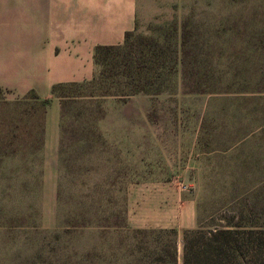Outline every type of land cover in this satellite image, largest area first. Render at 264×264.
<instances>
[{
  "label": "rangeland",
  "instance_id": "obj_1",
  "mask_svg": "<svg viewBox=\"0 0 264 264\" xmlns=\"http://www.w3.org/2000/svg\"><path fill=\"white\" fill-rule=\"evenodd\" d=\"M142 2L108 60L146 70L143 92L126 69L57 108L0 87V264H142L137 230L172 227L180 258L192 225L264 231V0Z\"/></svg>",
  "mask_w": 264,
  "mask_h": 264
},
{
  "label": "crops",
  "instance_id": "obj_2",
  "mask_svg": "<svg viewBox=\"0 0 264 264\" xmlns=\"http://www.w3.org/2000/svg\"><path fill=\"white\" fill-rule=\"evenodd\" d=\"M143 4L142 0H0V87L50 99L55 86L91 81L97 71L96 49L123 45L143 16ZM51 104L57 108L60 102ZM193 229L192 225L184 230Z\"/></svg>",
  "mask_w": 264,
  "mask_h": 264
},
{
  "label": "trees",
  "instance_id": "obj_3",
  "mask_svg": "<svg viewBox=\"0 0 264 264\" xmlns=\"http://www.w3.org/2000/svg\"><path fill=\"white\" fill-rule=\"evenodd\" d=\"M129 36L130 34L126 35L124 44L127 43ZM123 45L98 47L95 53L96 66L97 69L98 67L104 69L96 73L91 81L85 83L97 84L101 76H110L115 69H126L127 72L124 77L130 81L127 84L128 88H134L136 93L143 92L144 88L141 89V87H143V83L147 78L146 70L137 68L133 60H127L128 58L125 57L118 61L117 58L120 54L112 57L111 61L108 60L109 56L118 53ZM103 55H106V58L102 63ZM117 83L119 87L124 85L121 82ZM67 86H55L53 96L60 99L65 98L59 92ZM107 94L124 96L118 93L112 94L108 91ZM32 95L36 101H43L44 106H49L52 102V99L42 100L34 92H32ZM134 233L144 235L146 239L151 236L156 245L154 249H150L147 247L148 242H143L144 246L141 250L143 253L142 264H263L264 231L254 228H231L228 225L214 229L199 227L194 230H186L183 236L182 258L179 256L178 233L175 229H160L150 232L137 230Z\"/></svg>",
  "mask_w": 264,
  "mask_h": 264
}]
</instances>
